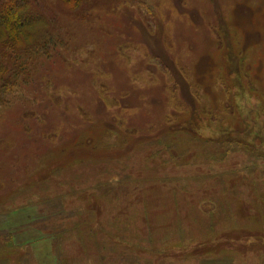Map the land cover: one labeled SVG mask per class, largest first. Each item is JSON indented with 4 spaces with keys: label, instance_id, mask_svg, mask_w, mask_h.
Here are the masks:
<instances>
[{
    "label": "rangeland",
    "instance_id": "obj_1",
    "mask_svg": "<svg viewBox=\"0 0 264 264\" xmlns=\"http://www.w3.org/2000/svg\"><path fill=\"white\" fill-rule=\"evenodd\" d=\"M38 1L0 264H264V0Z\"/></svg>",
    "mask_w": 264,
    "mask_h": 264
},
{
    "label": "trees",
    "instance_id": "obj_2",
    "mask_svg": "<svg viewBox=\"0 0 264 264\" xmlns=\"http://www.w3.org/2000/svg\"><path fill=\"white\" fill-rule=\"evenodd\" d=\"M63 1L81 5L84 0ZM54 33L38 0H0V110L29 77L32 62L50 52Z\"/></svg>",
    "mask_w": 264,
    "mask_h": 264
},
{
    "label": "bare ground",
    "instance_id": "obj_3",
    "mask_svg": "<svg viewBox=\"0 0 264 264\" xmlns=\"http://www.w3.org/2000/svg\"><path fill=\"white\" fill-rule=\"evenodd\" d=\"M257 16L260 18V19H262L263 18V16H264V5H262L259 9H258V11H257Z\"/></svg>",
    "mask_w": 264,
    "mask_h": 264
}]
</instances>
